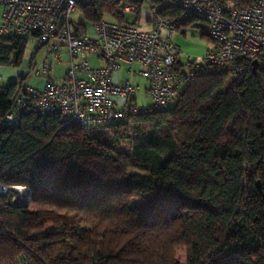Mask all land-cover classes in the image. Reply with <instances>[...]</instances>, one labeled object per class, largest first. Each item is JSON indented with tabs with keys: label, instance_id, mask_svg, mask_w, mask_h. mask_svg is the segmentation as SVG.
<instances>
[{
	"label": "trees",
	"instance_id": "16d2710c",
	"mask_svg": "<svg viewBox=\"0 0 264 264\" xmlns=\"http://www.w3.org/2000/svg\"><path fill=\"white\" fill-rule=\"evenodd\" d=\"M114 5L79 10L94 23ZM193 24L207 37L195 18L177 30ZM24 51L21 39L2 38L0 67H19ZM256 59V73L199 75L168 110L101 130L31 108L4 127L26 79L0 86V264L21 254L37 264H264V55ZM127 142L148 175L111 154ZM13 187L29 200L13 203ZM155 190L146 210L132 208Z\"/></svg>",
	"mask_w": 264,
	"mask_h": 264
},
{
	"label": "built area",
	"instance_id": "2783aa9c",
	"mask_svg": "<svg viewBox=\"0 0 264 264\" xmlns=\"http://www.w3.org/2000/svg\"><path fill=\"white\" fill-rule=\"evenodd\" d=\"M113 1L114 16L94 23L84 17L76 23L73 14L96 0H0V40L17 37L25 49L34 50V57L44 52L43 60L30 64L21 76L26 82L2 126L17 125L31 108L38 116L57 115L65 124L101 130L139 115L168 110L199 75L215 72L239 80L257 56L264 55V0ZM140 6L149 9V30H141L128 19ZM163 9L180 14L162 18L158 13ZM187 18L205 23L212 47L201 57L180 60L171 38ZM90 58L100 66L91 67ZM122 63L138 67L130 74L147 82L149 104L138 105L135 83L113 80ZM60 65L66 70L62 78L55 79L52 72ZM29 76L42 82V88L32 87L27 82ZM8 264L37 263L21 254Z\"/></svg>",
	"mask_w": 264,
	"mask_h": 264
},
{
	"label": "rangeland",
	"instance_id": "374dc122",
	"mask_svg": "<svg viewBox=\"0 0 264 264\" xmlns=\"http://www.w3.org/2000/svg\"><path fill=\"white\" fill-rule=\"evenodd\" d=\"M145 9L147 10V6ZM128 19L133 20L134 16L130 15L128 16ZM72 20L76 23H81L82 21H84V16L80 10H78L75 14H73ZM183 32H184L183 34L174 33L172 35L171 42L173 41L175 45L179 47L180 56L184 60L187 57L191 59H195L197 57L203 56L205 49L212 45L211 41L206 36L202 35V30L195 27L194 24L185 26ZM33 53H34L33 49L26 48L23 53V58L19 67H13V66L0 67V71L2 72V78L0 76V86L6 87L9 84H11L12 80L15 79L17 82L19 80L18 76L21 77L23 74L25 75L27 73L30 64H35V63L39 64L43 60L44 58L43 51L38 52L35 55L34 59L31 60ZM64 59L67 60V57L65 56ZM89 60L91 67L100 66V64H97V62L92 58H90ZM134 67H136V65H134ZM65 70H66L65 65L55 66L51 76L55 79H60L63 77ZM8 74H11V78L8 76ZM27 82L32 87H37V88H42L43 85L42 82H40L38 79L31 78V76L27 78ZM136 83H137L136 85L139 87V90L136 93L137 103L139 106H145L146 104H149V100L146 98L144 92L145 88L147 87V82L145 81V79L139 78L137 79ZM183 91L184 89L181 92ZM111 154L115 159L119 160L128 169V171L131 174H136L140 176L148 175L147 173L141 171L134 163L132 157L131 144L129 142L112 149ZM13 188H14L13 191L15 192L14 198L12 199L13 203H17V202L25 203L29 200L30 197V191H28L29 189L23 187H13ZM21 188H23L25 191L23 192ZM6 190L7 188L0 187V191L4 192ZM157 194L158 192L155 190L147 195H141L139 197L134 198L131 202L132 208H134L139 213L143 212L149 206L152 205L154 198L157 196ZM181 260L183 261L184 258H181Z\"/></svg>",
	"mask_w": 264,
	"mask_h": 264
},
{
	"label": "crops",
	"instance_id": "0c3cea01",
	"mask_svg": "<svg viewBox=\"0 0 264 264\" xmlns=\"http://www.w3.org/2000/svg\"><path fill=\"white\" fill-rule=\"evenodd\" d=\"M146 8V6H143L142 7V9H141V13L139 14V16H138V18H137V23H136V25L141 29V30H149L150 28H151V15H150V12H149V9H148V7H147V10L145 9ZM145 11V12H144ZM144 12V13H143ZM134 20V19H133ZM1 22H2V9L0 8V25H1ZM183 29H184V27L182 26L179 30H176L174 33H181V34H183L184 32H183ZM173 33V34H174ZM206 33V32H205ZM173 38H174V36H173ZM171 40H172V38H171ZM173 42V41H172ZM176 48H177V50L179 51V47L177 46V45H175V43L173 42L172 43ZM212 44V43H211ZM210 44V45H211ZM212 47V45L211 46H209V47H207L206 49H205V51H204V53L206 52V51H208V50H210V48ZM180 52V51H179ZM179 58H180V60H184V59H182L181 58V56H179ZM120 66H121V68H120V70L114 75V77H113V80L115 81V82H118V83H122V82H125V81H130V82H132V83H135V84H137L136 82H137V79H139V78H137V77H135V76H133V75H131L130 74V71L131 70H133V71H135V70H137V66L136 67H134V66H129V65H127V64H120ZM20 75H21V73H20ZM0 76H1V78H2V72L0 71ZM8 76L11 78V74H8ZM17 77V76H16ZM18 78L20 79V77L18 76ZM13 82H16V79L15 80H12V82L11 83H13ZM148 86V85H147ZM147 88V87H146ZM146 88H145V90H146ZM145 90H144V92H145ZM138 92V91H137Z\"/></svg>",
	"mask_w": 264,
	"mask_h": 264
},
{
	"label": "water",
	"instance_id": "95a60500",
	"mask_svg": "<svg viewBox=\"0 0 264 264\" xmlns=\"http://www.w3.org/2000/svg\"><path fill=\"white\" fill-rule=\"evenodd\" d=\"M252 72L253 73H256V71L258 70V68H259V63H258V61L257 60H254L253 62H252ZM12 190L14 189V188H11ZM29 191V190H28ZM29 193V192H28Z\"/></svg>",
	"mask_w": 264,
	"mask_h": 264
},
{
	"label": "bare ground",
	"instance_id": "6f19581e",
	"mask_svg": "<svg viewBox=\"0 0 264 264\" xmlns=\"http://www.w3.org/2000/svg\"><path fill=\"white\" fill-rule=\"evenodd\" d=\"M21 190L24 192L25 190L23 188H21ZM25 194V193H24Z\"/></svg>",
	"mask_w": 264,
	"mask_h": 264
}]
</instances>
